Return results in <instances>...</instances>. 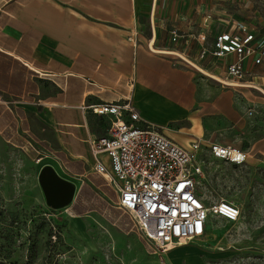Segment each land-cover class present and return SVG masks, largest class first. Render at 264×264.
<instances>
[{
	"label": "crops",
	"instance_id": "1",
	"mask_svg": "<svg viewBox=\"0 0 264 264\" xmlns=\"http://www.w3.org/2000/svg\"><path fill=\"white\" fill-rule=\"evenodd\" d=\"M221 1L0 0L2 131L12 139L22 135L43 167L52 166L79 190L87 186L101 197L113 190L117 205L115 186L94 170L89 142L111 124L110 116L92 111L95 105L131 98L140 126L153 124L184 146L199 140L206 148H243L246 142L254 148L261 134L255 128L247 134L252 119L246 110L260 98L247 88L257 83L264 61L247 59L249 73L235 80L227 77L234 55L201 59L200 53L212 49L218 33L235 30L218 26V13L236 18L259 39L264 35L255 29L256 0ZM173 30L180 34L177 42ZM153 39L156 48L177 50L239 85L222 84L175 54L151 50Z\"/></svg>",
	"mask_w": 264,
	"mask_h": 264
},
{
	"label": "rangeland",
	"instance_id": "2",
	"mask_svg": "<svg viewBox=\"0 0 264 264\" xmlns=\"http://www.w3.org/2000/svg\"><path fill=\"white\" fill-rule=\"evenodd\" d=\"M255 11L246 14H254L255 29L264 35L260 0ZM216 19L228 29L240 23L223 13ZM258 75L256 84L264 88V64ZM250 87L260 101L247 106L252 119L247 134L255 128L260 143L238 147L247 153L241 164L202 147V171L196 177L207 207L226 200L238 205L241 216L237 221L212 217L202 236L169 252L148 241L132 216L118 208L111 189L101 197L75 184L68 204L51 206L40 182L43 165L36 150L22 135L12 139L0 125V264H264V92Z\"/></svg>",
	"mask_w": 264,
	"mask_h": 264
},
{
	"label": "built area",
	"instance_id": "3",
	"mask_svg": "<svg viewBox=\"0 0 264 264\" xmlns=\"http://www.w3.org/2000/svg\"><path fill=\"white\" fill-rule=\"evenodd\" d=\"M179 37L173 30L172 41ZM199 37L206 40L205 34ZM208 55L217 59L234 55L236 58L227 65V77L242 80L249 73L244 66L247 59L255 64L264 61V39L241 24L234 31L218 33L212 49L203 48L200 58ZM92 111L111 117L106 133L89 142L94 170L115 186L118 207L132 216L142 234L161 251L202 236L212 217L230 221L240 218L238 205L221 200L207 207L199 195L196 177L202 171L201 141L186 147L153 124L140 126V113L131 98L101 103ZM208 150L214 157L237 164L247 158L246 152L230 145L213 143Z\"/></svg>",
	"mask_w": 264,
	"mask_h": 264
},
{
	"label": "water",
	"instance_id": "4",
	"mask_svg": "<svg viewBox=\"0 0 264 264\" xmlns=\"http://www.w3.org/2000/svg\"><path fill=\"white\" fill-rule=\"evenodd\" d=\"M40 182L51 206L61 207L72 200L75 184L60 177L52 166L46 165L42 168Z\"/></svg>",
	"mask_w": 264,
	"mask_h": 264
},
{
	"label": "bare ground",
	"instance_id": "5",
	"mask_svg": "<svg viewBox=\"0 0 264 264\" xmlns=\"http://www.w3.org/2000/svg\"><path fill=\"white\" fill-rule=\"evenodd\" d=\"M150 49H152L155 52H162V53H167V54H175L180 56L181 58H183L184 60H186L187 62L191 63L192 65H195L196 67H198L202 73H204L205 75H208L209 77H211L212 79H215L217 81H220L222 83H226V84H230V85H239L238 82H234V81H226L224 78H222L221 76H219L218 74L211 72L210 70H207L205 68H202L201 66H199L196 62H194L191 58L187 57L186 55L182 54L181 52L177 51V50H166V49H159L156 48L154 45V39L150 41ZM241 84V83H240ZM245 85V84H244ZM246 86V85H245ZM250 86L256 87L258 89H260L261 91L264 92V88H262L261 86H259L258 84H251ZM192 239H185L183 244L188 243V241H190ZM174 248V246H172Z\"/></svg>",
	"mask_w": 264,
	"mask_h": 264
}]
</instances>
